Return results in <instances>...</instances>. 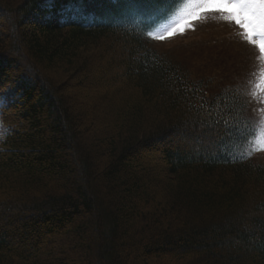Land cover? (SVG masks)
Listing matches in <instances>:
<instances>
[{"label":"trees","instance_id":"obj_1","mask_svg":"<svg viewBox=\"0 0 264 264\" xmlns=\"http://www.w3.org/2000/svg\"><path fill=\"white\" fill-rule=\"evenodd\" d=\"M181 2L0 0V264H264L262 117L236 56L219 82L157 48Z\"/></svg>","mask_w":264,"mask_h":264},{"label":"rangeland","instance_id":"obj_2","mask_svg":"<svg viewBox=\"0 0 264 264\" xmlns=\"http://www.w3.org/2000/svg\"><path fill=\"white\" fill-rule=\"evenodd\" d=\"M189 3L190 0H182L172 11L153 23L150 29L151 37L156 41L157 48L160 51L166 52L172 49L176 50V53L180 57H185L194 73L207 71L215 74L219 82H222V76L228 79L229 75L225 73L229 67L228 65L233 62L232 57L236 56L238 63H240L237 71L243 70L240 75L244 79V84L247 83L248 91L253 98V104L257 105L264 112V98L257 95V89L255 87L260 79V74H258L257 80L255 78L256 82H253V78H249L250 72L256 68L255 55H257V63L264 66V59H261L258 47L249 45L252 43L246 40L243 29L234 22L226 20L219 13L197 14L198 10L188 7ZM108 44L111 46L110 49L108 47L104 53L103 49L99 50L98 56L90 62L91 71L96 75H99V68L101 66H108L111 63L109 65L111 71L110 73H105L106 77L103 81L92 80L94 83H98L97 85L99 86H88L87 88L85 85H76V79L67 84V80L62 75L55 76V81H65L64 83L68 85L66 89L76 99V108L78 110L85 108L92 112L96 105L98 106L100 104L99 102H102L100 97L109 94L106 88H110V90L114 89L112 83L114 73L121 72L122 70L118 65L120 58H122V50L117 43L109 42ZM215 53L216 55L214 57L208 59V56ZM224 62H227V65ZM206 65L209 66L206 67ZM18 73V70L12 71L10 78L15 79ZM240 75L239 77L241 78ZM118 87L121 90H126L125 85L120 83H118ZM177 140L179 142L181 141L179 139ZM187 143L195 145L198 141L197 139L187 137ZM255 146L257 153L261 155H257L256 157H259L258 159H264V150H260V134L255 141Z\"/></svg>","mask_w":264,"mask_h":264},{"label":"snow or ice","instance_id":"obj_3","mask_svg":"<svg viewBox=\"0 0 264 264\" xmlns=\"http://www.w3.org/2000/svg\"><path fill=\"white\" fill-rule=\"evenodd\" d=\"M189 8L198 13H219L226 20L243 29L246 40L258 47L264 59V0H190ZM257 95L264 98V70L255 85ZM261 147L264 150V129L261 130Z\"/></svg>","mask_w":264,"mask_h":264}]
</instances>
